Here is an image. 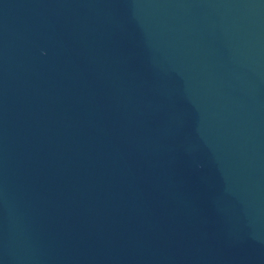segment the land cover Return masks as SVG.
Wrapping results in <instances>:
<instances>
[{
    "label": "water",
    "instance_id": "1",
    "mask_svg": "<svg viewBox=\"0 0 264 264\" xmlns=\"http://www.w3.org/2000/svg\"><path fill=\"white\" fill-rule=\"evenodd\" d=\"M0 264H264V0H0Z\"/></svg>",
    "mask_w": 264,
    "mask_h": 264
}]
</instances>
